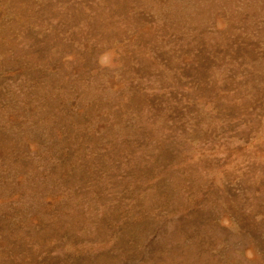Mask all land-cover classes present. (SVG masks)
I'll use <instances>...</instances> for the list:
<instances>
[{
	"label": "rangeland",
	"instance_id": "obj_1",
	"mask_svg": "<svg viewBox=\"0 0 264 264\" xmlns=\"http://www.w3.org/2000/svg\"><path fill=\"white\" fill-rule=\"evenodd\" d=\"M0 264H264V0H0Z\"/></svg>",
	"mask_w": 264,
	"mask_h": 264
}]
</instances>
